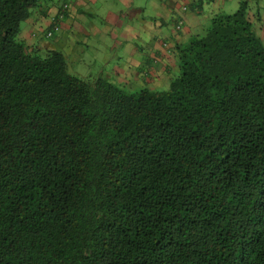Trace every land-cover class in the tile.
<instances>
[{
    "label": "trees",
    "instance_id": "obj_1",
    "mask_svg": "<svg viewBox=\"0 0 264 264\" xmlns=\"http://www.w3.org/2000/svg\"><path fill=\"white\" fill-rule=\"evenodd\" d=\"M70 11L0 0V264H264V42L248 1L178 45L159 89L77 76L23 39L37 16L51 24L36 40L53 37Z\"/></svg>",
    "mask_w": 264,
    "mask_h": 264
},
{
    "label": "crops",
    "instance_id": "obj_2",
    "mask_svg": "<svg viewBox=\"0 0 264 264\" xmlns=\"http://www.w3.org/2000/svg\"><path fill=\"white\" fill-rule=\"evenodd\" d=\"M99 0H74V9H71L70 13L66 15L62 27H60L59 32L56 34V38L52 41H43L39 38L33 36L34 31H42L44 28H48L51 24L50 18H41L37 16L33 20L34 23H28L25 25L22 37L25 39L28 45H37L42 50V52H47L51 48H56L62 51L66 58L74 54V44H82L85 42L86 38L89 37L88 30L86 26L89 25V19L83 14L84 10L92 9L95 2L98 3ZM234 0H157V5H161L162 11L165 17L160 21H156L159 27L162 26L161 31H159L158 36H154L153 39L156 40L154 44H148L151 53L155 52L154 60L155 63L151 64L152 60L144 62L142 59L144 57V52L139 53L141 59H136L132 65H126L124 67L115 65V74H119V77L114 78L113 82L121 84L127 88L133 87L132 79L135 73L138 75L137 79L140 80V84L143 82L151 86L154 89L165 88L170 80L176 75L178 67L179 53L177 46L186 44L190 37L196 33H199L207 25L210 18L216 14L223 13L225 11L226 5H231L230 2ZM248 1L249 3V16L250 20L254 24V29L259 38L264 42V0H239ZM92 2V3H91ZM121 5L128 8L127 11H122L120 18L116 20V25L120 29V35L125 41H129L130 37L139 38L143 36L146 43L151 42L149 37H146V32L138 28V22L136 23H125V17L130 14L137 21L140 20L144 15L146 17H151L146 14L147 7L144 3L136 2L135 0H121ZM188 5L190 8L187 12L183 11V7ZM203 8H206V13L204 14ZM201 9L202 13L197 14V10ZM111 11V9H110ZM109 11V15H110ZM57 9H54L51 13L56 15ZM138 12L140 13L138 15ZM108 15V16H109ZM111 16V15H110ZM172 21V22H171ZM180 21H183L185 25L181 30H177L176 26ZM172 25L169 28L168 25ZM96 27V26H95ZM116 31V30H115ZM91 33H94L91 31ZM114 33V32H113ZM46 42V43H45ZM46 48V49H45ZM144 47H142L143 49ZM145 49V48H144ZM158 55L157 59L155 57ZM140 57V56H139ZM157 60V61H156ZM107 63V61L105 62ZM145 70H139L141 68ZM137 69L136 71L133 70Z\"/></svg>",
    "mask_w": 264,
    "mask_h": 264
},
{
    "label": "rangeland",
    "instance_id": "obj_3",
    "mask_svg": "<svg viewBox=\"0 0 264 264\" xmlns=\"http://www.w3.org/2000/svg\"><path fill=\"white\" fill-rule=\"evenodd\" d=\"M120 1L121 0H99L98 3L95 2V4H93L92 9L83 11L85 17L89 19V25L86 26L89 32L86 34H88L89 37L86 38L85 42L82 44L77 45L78 43H72L75 45L73 49L74 54L68 56L69 59H67L69 63V72L84 78H94L98 75H105L115 81L114 78L119 77V74H117V76L114 75L115 65L122 67L132 65L136 59H141L143 55L144 57L142 60L145 63L149 60H152L151 64L155 63L154 56L156 53L150 52L148 44H154L156 40H154L153 37L158 36L159 31H161L162 26L159 27V24H155L156 21H160V18L162 19L165 17L164 12L161 10L163 6H156L157 0H135L136 2L144 3V6L148 8L146 14L151 17H146L144 15V18L142 17L137 21L136 18H133L129 14L125 17L126 19L124 21L125 23L138 22V28L146 32V37H149L151 42L146 43L143 36L139 38L130 37L129 41H125L120 35V29L116 25V20L120 18L122 14L121 10L127 11L128 8L121 5ZM230 4H232V6L227 4L223 13L234 14L240 8L239 0H234L230 2ZM70 8H75L74 0H70ZM203 10L205 14L206 8H203ZM109 11L111 16L109 15ZM139 14L138 12V15ZM25 25L26 23L22 25V28H24ZM168 26L171 28L172 25L170 24ZM91 31L94 33H91ZM55 38L56 34L51 38L44 36L42 40L52 41ZM142 47L145 49H142ZM142 51L147 53L140 55L139 53ZM106 61L107 63H105ZM133 70L136 71L137 69L133 68ZM139 70L144 71L145 67ZM137 76L138 75L135 73L132 79L134 85L130 87L132 90L138 88L140 84L139 81L143 79L141 78L138 80ZM141 84H143V82Z\"/></svg>",
    "mask_w": 264,
    "mask_h": 264
},
{
    "label": "built area",
    "instance_id": "obj_4",
    "mask_svg": "<svg viewBox=\"0 0 264 264\" xmlns=\"http://www.w3.org/2000/svg\"><path fill=\"white\" fill-rule=\"evenodd\" d=\"M67 7V6H66ZM185 10H186V8H185ZM48 36H51V32H48Z\"/></svg>",
    "mask_w": 264,
    "mask_h": 264
}]
</instances>
